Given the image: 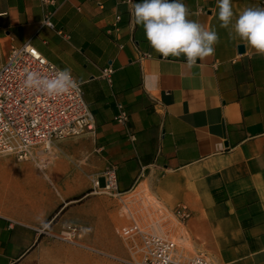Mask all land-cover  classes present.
Masks as SVG:
<instances>
[{
  "label": "crops",
  "instance_id": "0c3cea01",
  "mask_svg": "<svg viewBox=\"0 0 264 264\" xmlns=\"http://www.w3.org/2000/svg\"><path fill=\"white\" fill-rule=\"evenodd\" d=\"M101 2L0 0V63L30 43L81 82L94 116L54 152L0 155V264H130L109 252L113 200L134 191L161 217L188 207L186 252L264 264V0ZM108 168L120 194L91 193ZM72 226L86 245L50 241Z\"/></svg>",
  "mask_w": 264,
  "mask_h": 264
},
{
  "label": "built area",
  "instance_id": "2783aa9c",
  "mask_svg": "<svg viewBox=\"0 0 264 264\" xmlns=\"http://www.w3.org/2000/svg\"><path fill=\"white\" fill-rule=\"evenodd\" d=\"M94 1L102 7L101 0ZM120 1L129 9L134 5V0ZM114 19L113 26L120 15L115 14ZM45 21L52 26L47 18ZM111 71L105 68L103 75L107 77ZM116 106L114 120L125 124L128 113L123 104ZM93 129L94 116L80 81L60 70L28 42L10 48L0 63V155L26 160L36 147L49 152L55 142ZM90 192L118 196L115 168H108L95 178ZM171 213L181 226L190 216L185 204L176 205ZM129 218L117 233L132 258L130 264H212L203 252L188 255L182 239L147 231L132 215ZM38 231L47 234L46 228ZM81 234L80 227L72 226L60 238L79 244Z\"/></svg>",
  "mask_w": 264,
  "mask_h": 264
},
{
  "label": "rangeland",
  "instance_id": "374dc122",
  "mask_svg": "<svg viewBox=\"0 0 264 264\" xmlns=\"http://www.w3.org/2000/svg\"><path fill=\"white\" fill-rule=\"evenodd\" d=\"M79 137L66 138L64 140L73 139V138L75 139ZM58 142L59 141L55 142L54 144ZM34 150L35 151L38 150L39 152H42L40 151L41 150L40 147H36ZM54 151H55V148L53 145L49 152H54ZM140 199L137 195V191H134V192H131L129 195L125 196L123 200L121 199L122 202L119 198H115L113 200V207H112L113 208V235H112V241H111L112 251L109 252V254L113 256L111 260L131 261L132 259L126 249L124 241L121 239V237L117 233V230L118 228H120V226L130 221L129 217L131 215L140 222V224L145 230L150 231V232L164 234L171 238L179 239L178 233L180 232L178 233L176 232L178 231V229L181 230L182 226L178 224L175 218L173 216H171L170 218L166 216L161 217L158 214H156L155 210L158 204L155 203V200L151 196L146 195V198L143 201V205L137 202V201H140ZM125 209H127L128 211H125ZM146 212L148 213L147 216L144 215ZM156 222L157 224H155ZM158 226L159 228H157ZM50 241L58 243V244H63V245H72L67 240L61 239V238H58V239L53 238V240H50ZM79 242L81 244H85L83 238H81ZM182 243L185 249L187 248L186 250L190 249L189 244H185L184 242ZM186 253L190 254L188 252Z\"/></svg>",
  "mask_w": 264,
  "mask_h": 264
},
{
  "label": "trees",
  "instance_id": "16d2710c",
  "mask_svg": "<svg viewBox=\"0 0 264 264\" xmlns=\"http://www.w3.org/2000/svg\"><path fill=\"white\" fill-rule=\"evenodd\" d=\"M81 196H79V197H76V198H80ZM60 208H61V206L60 207H58L49 217H48V219H47V221H46V223L48 222V221H50V220H52V222H54V220H55V217L57 216V214H58V211L60 210Z\"/></svg>",
  "mask_w": 264,
  "mask_h": 264
},
{
  "label": "bare ground",
  "instance_id": "6f19581e",
  "mask_svg": "<svg viewBox=\"0 0 264 264\" xmlns=\"http://www.w3.org/2000/svg\"><path fill=\"white\" fill-rule=\"evenodd\" d=\"M40 151L44 152L43 150H40ZM155 224H157V222H156ZM157 228H158V227H157Z\"/></svg>",
  "mask_w": 264,
  "mask_h": 264
}]
</instances>
